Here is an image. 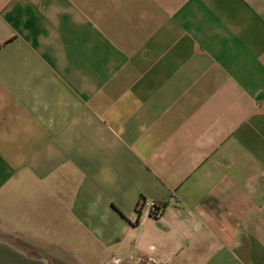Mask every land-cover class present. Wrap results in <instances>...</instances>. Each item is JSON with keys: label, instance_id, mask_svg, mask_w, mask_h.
I'll use <instances>...</instances> for the list:
<instances>
[{"label": "crops", "instance_id": "obj_1", "mask_svg": "<svg viewBox=\"0 0 264 264\" xmlns=\"http://www.w3.org/2000/svg\"><path fill=\"white\" fill-rule=\"evenodd\" d=\"M0 230L264 264V0H0Z\"/></svg>", "mask_w": 264, "mask_h": 264}, {"label": "rangeland", "instance_id": "obj_2", "mask_svg": "<svg viewBox=\"0 0 264 264\" xmlns=\"http://www.w3.org/2000/svg\"><path fill=\"white\" fill-rule=\"evenodd\" d=\"M0 240L9 243L28 256L43 260L47 264H66L63 260L57 261L55 256L40 255L41 250L37 249V240L24 239L14 233L2 232V230H0ZM61 258L64 259V257Z\"/></svg>", "mask_w": 264, "mask_h": 264}, {"label": "water", "instance_id": "obj_3", "mask_svg": "<svg viewBox=\"0 0 264 264\" xmlns=\"http://www.w3.org/2000/svg\"><path fill=\"white\" fill-rule=\"evenodd\" d=\"M0 264H47L0 240Z\"/></svg>", "mask_w": 264, "mask_h": 264}, {"label": "built area", "instance_id": "obj_4", "mask_svg": "<svg viewBox=\"0 0 264 264\" xmlns=\"http://www.w3.org/2000/svg\"><path fill=\"white\" fill-rule=\"evenodd\" d=\"M143 206H146L151 213L158 214L160 210L156 211V205L155 202H143L142 200L139 201L137 208H141Z\"/></svg>", "mask_w": 264, "mask_h": 264}, {"label": "trees", "instance_id": "obj_5", "mask_svg": "<svg viewBox=\"0 0 264 264\" xmlns=\"http://www.w3.org/2000/svg\"><path fill=\"white\" fill-rule=\"evenodd\" d=\"M156 205V204H155ZM159 209H158V207L156 206V211H158ZM155 214V213H154Z\"/></svg>", "mask_w": 264, "mask_h": 264}]
</instances>
